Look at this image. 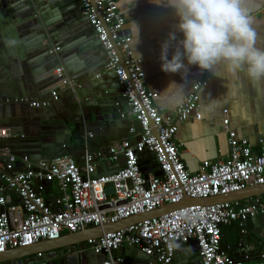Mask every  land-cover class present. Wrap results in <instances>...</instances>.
<instances>
[{
    "label": "built area",
    "instance_id": "1",
    "mask_svg": "<svg viewBox=\"0 0 264 264\" xmlns=\"http://www.w3.org/2000/svg\"><path fill=\"white\" fill-rule=\"evenodd\" d=\"M78 1L101 43L106 69H114L123 85L121 96L126 98L140 127L131 126L134 138L121 139L109 147L110 160L121 168L101 176H97L96 161L102 155L105 157V152L93 151L88 142L82 164L71 154L36 163L28 154L18 155L2 143L14 132L11 127H0V253L42 240H56L68 231L76 233L93 226L115 224L181 203L186 197H216L241 191L251 184H264V139L260 140L261 150L254 151L247 139L230 137L226 159L216 162L205 159L199 171L191 172L181 158L175 136L180 122L200 117L199 95L207 81H196L184 101L164 114L156 103L159 93L146 85L142 61L125 32L126 19L117 0ZM54 73L59 82L51 89L49 98L5 97L0 98V107L21 104L38 108L58 101L61 90L73 87L75 81L65 74L63 66H57ZM228 123L229 119H224L226 129ZM146 150L151 152V162L158 164L161 175H156L153 169L147 177L144 175L139 154ZM123 157L125 162L121 164ZM145 157L144 165L151 167ZM110 183L113 185L108 188ZM52 184L56 186L54 203L47 194ZM13 195L19 199L18 203ZM257 202L247 207H239L230 200L184 205L88 238L86 244L96 253L107 254L106 264H120L122 258L114 253L125 245L136 246L154 256L156 262L150 264H172L177 245L190 239L199 243L201 264H245V261L264 264V252L258 261H250L251 247L243 240L237 248L244 261L235 259L222 244L224 226L237 222L245 230L249 218L264 214V204L260 205L258 199Z\"/></svg>",
    "mask_w": 264,
    "mask_h": 264
},
{
    "label": "crops",
    "instance_id": "2",
    "mask_svg": "<svg viewBox=\"0 0 264 264\" xmlns=\"http://www.w3.org/2000/svg\"><path fill=\"white\" fill-rule=\"evenodd\" d=\"M117 2L121 13L126 19L125 32L131 38L136 56L142 61L146 85L149 90L159 93V99L156 103L164 114L172 112L181 104H174L172 102V98L179 91L176 85H173L164 92L173 81L182 86L184 93L183 101L190 94L192 86L196 81L206 80L208 83L207 86L200 91L199 95L197 113H199L200 117H192L185 122H180L179 130L175 136L176 141L180 144L181 158L186 163L188 169L191 172L199 171L205 159L214 162L226 159L230 151V137L247 139L254 151H260V140L264 139V88L259 86L254 88L243 78L221 79L213 76L211 73H201L199 69L194 66L190 68L185 79H182L179 74L163 72L161 70L160 46L163 40L167 38L171 25L175 22L173 10L158 5L162 0H117ZM48 4L49 6H47L48 8L45 16L53 24L50 26L49 32H53L50 36L57 35L56 38H53L54 41H56L54 45L56 47H61L64 53L66 52L63 56V61L69 65L71 71H67L64 64L60 63L59 65L63 66L65 74L75 81L73 87L61 90L60 99L54 101V103L65 102L64 104H66V100L70 99L71 92H75V86L80 87L82 83H87V79L94 74L95 78L97 77L102 81L106 93L115 99V105L117 106V102H120V105L117 107L121 110L117 112L116 117L103 122L98 128L97 134L95 130L88 132V135L93 134V139H96L94 144L90 146V149L97 153L100 151L103 153L104 147L107 145L114 146L119 143L121 139L134 138L130 133L131 126H135L134 118L128 120L132 113L129 109H122L125 105L129 106L121 97L123 87L116 75L112 77L107 75L109 70L106 69V59L102 52V48L98 46H89L85 52L81 51V48L87 46V44H89L88 42L93 39V35L95 39L97 37L96 34L93 33L94 29L92 25L82 13L79 1L51 0V3ZM259 16L264 20V12L259 13ZM132 21L137 22L140 27L138 43L136 39L137 30L135 25L131 23ZM38 34L39 32H34L35 36ZM1 49H4V38L1 37L0 33V50ZM61 55L62 54H60V56ZM8 59L9 58H7V60ZM19 69L24 71V65L21 64ZM57 82H59L58 79L41 90V95H34L32 97L37 99L49 98L50 91L57 86ZM43 91L46 92L43 93ZM216 99H220L219 106L214 107L211 113L205 114L204 106L209 104L211 100ZM14 105L15 110L19 109L21 106L29 108L28 105ZM226 118L229 119L228 129L224 127V119ZM37 120L36 124L40 123L38 125L40 128H43L44 131L45 128L49 130L50 127L46 124V118H38ZM0 127L9 126L0 124ZM39 127H11V130L14 132L13 136L3 139L1 142L8 144L16 154H28L33 162L38 163L40 161L38 158L41 156L40 153L36 151V149H39L37 144L54 141V136L52 134H46L40 138H36L34 135L39 134ZM31 131L35 134H32ZM55 131H57L56 128H54V130H49V132ZM134 140L135 139H133V141ZM103 156L104 155L96 161L97 164L103 161H110V158ZM145 156V161L150 162L149 165L151 166V157L149 154ZM112 166H114L113 161ZM112 166L111 168H113ZM153 170L152 172H154ZM250 186H255V184H251L247 188ZM55 190L56 186L52 184L47 190L48 196L52 198ZM13 196L15 197L13 199L14 202L18 203L19 199L16 195ZM251 199L252 198H247L242 202L249 203ZM256 199L259 200L260 205L264 204V195L258 196ZM260 230L262 231V227H260ZM64 235L66 236L60 242L61 244L73 241V238L67 236V232L64 233ZM241 240L251 247L250 261H258L260 254L264 252V239H262L255 230L252 217L246 221L245 230H243L237 222L224 226L222 229V244L224 249L235 259L244 261L243 256L238 253L237 248ZM43 248L44 247L39 244V247L35 249L43 250ZM188 250L189 246H187L185 242H183L182 245H177L176 256L181 258L178 259L175 264H184L188 258L190 259ZM130 251L131 250H127L125 253L123 247L121 253L120 251L119 254L117 253V257L123 260L120 264H142L135 257L136 253ZM16 255L17 254L13 252L8 256L15 257ZM191 255L194 254L191 253ZM151 262H156L154 256L151 257L150 263ZM4 263L5 262H1L0 264ZM245 264H248V261H245Z\"/></svg>",
    "mask_w": 264,
    "mask_h": 264
},
{
    "label": "water",
    "instance_id": "3",
    "mask_svg": "<svg viewBox=\"0 0 264 264\" xmlns=\"http://www.w3.org/2000/svg\"><path fill=\"white\" fill-rule=\"evenodd\" d=\"M48 3H51V0H0V33L1 37L4 38V49L0 50V98H5L6 96L28 95L32 97L34 95H41V90L58 79L54 71L60 63L65 65L67 71H71L69 65L63 61V56L66 52L64 53L61 47L54 45L56 41L53 38H56L57 35L50 36L53 33L49 32L50 26L53 24L45 16L47 6H49ZM81 11L83 13V9ZM34 32H39V34L35 36ZM93 33L96 34L95 31ZM88 43L87 46L81 48V51L85 52L89 46L102 48L100 41L97 38L95 39L94 35L93 39ZM102 52H104L103 48ZM60 54L62 55L60 56ZM6 57L9 59L7 60ZM21 64L24 65V71L19 69ZM107 75L109 77L115 75L114 69L109 70ZM121 86L123 87L122 84ZM74 89L75 92H71L70 99L66 100V104H64L65 102H51L45 107L25 108L21 106L17 110H15V105H2L0 107V124L12 128L16 126L33 128L39 127L40 123L36 124L38 118H46V124L50 127L49 130L56 128L57 131L49 132L47 128L44 131L43 128L39 127V134L34 135L36 138L52 134L54 141L37 144L39 149H36V151L41 156L38 159L48 160L54 156L71 154L75 156L79 164H82V155L86 148V142L91 146L96 141V139H93V136L90 137L88 135V132L95 130L97 134L100 125L106 120L116 117L117 112L121 109L117 107L118 105H115V99L106 93L102 81L97 77L95 78L94 74L87 79V83H82L80 87L75 86ZM45 92L43 91V93ZM122 99L126 101V98L122 97ZM122 109L131 110V107L125 105ZM133 118L134 115H131L128 120ZM134 123L136 127H140L139 120L134 119ZM32 134L35 133L32 132ZM107 146L110 147L111 145ZM107 146L104 147L103 151L105 152V157L109 158V147ZM150 153L146 150L139 154L141 169L146 177L152 169H154L156 175H161L162 171L158 168L157 163H153L151 167L144 165L143 157ZM124 162L125 158L123 157L121 164ZM111 166V160L101 162L97 168V176L116 173L121 168L115 165L111 168ZM47 185L49 186L50 183ZM112 185L110 183L107 187L111 188ZM262 195H264V184L250 186L241 191L216 197L199 199L186 197L181 203L169 204L151 213L134 216L115 224H108L103 227L93 226L87 228L85 231L76 233L68 231L67 236L73 238L72 242L61 244L60 242L66 236L63 234L56 240H42L38 244L31 246L9 249L4 253H0V263L106 264L109 260L108 255L104 252H94L86 244L88 238L102 236L104 233L139 221L147 215H162L184 205H203L230 200L236 201L239 207H247L249 205H257L256 198ZM247 198H252L249 203L242 202ZM49 200L54 203L53 198L50 197ZM252 219L255 230L264 239V214H258L252 217ZM260 227H262V231ZM39 244L44 247L43 250L35 249L39 247ZM179 244L182 245V243ZM187 246H189L190 259L188 258L184 264H201L198 241L190 239L187 242ZM123 247L125 253L127 250L136 253L135 257L140 263L150 264L152 256L145 254L140 248L133 245H125ZM122 248L114 253L115 257L117 253L119 254V251L121 253ZM13 252L17 255L9 257L8 255ZM191 253L194 255H191ZM180 258L176 256L172 264H175Z\"/></svg>",
    "mask_w": 264,
    "mask_h": 264
},
{
    "label": "clouds",
    "instance_id": "4",
    "mask_svg": "<svg viewBox=\"0 0 264 264\" xmlns=\"http://www.w3.org/2000/svg\"><path fill=\"white\" fill-rule=\"evenodd\" d=\"M135 4V3H134ZM133 4V5H134ZM158 5L174 12L175 22L160 46L161 70L185 79L191 67L201 73L228 78H243L254 88H264V0H162ZM139 42L140 27L132 21ZM141 58V57H140ZM172 98L183 101L181 85ZM220 99L204 106L208 114Z\"/></svg>",
    "mask_w": 264,
    "mask_h": 264
}]
</instances>
